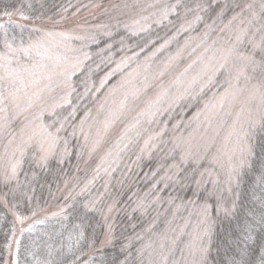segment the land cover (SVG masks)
Returning a JSON list of instances; mask_svg holds the SVG:
<instances>
[{
    "label": "rangeland",
    "instance_id": "rangeland-1",
    "mask_svg": "<svg viewBox=\"0 0 264 264\" xmlns=\"http://www.w3.org/2000/svg\"><path fill=\"white\" fill-rule=\"evenodd\" d=\"M180 1L87 0L72 17L54 19L47 2L18 0L10 17L0 14V30L13 23L15 32L0 33V205L13 224L2 264H16L36 222L63 212V201L22 187L21 170L28 159L42 168L65 158V137L50 124L60 109L73 111L72 79L97 53L93 42L114 29L139 32L171 18ZM198 2L204 11L187 7L180 16L186 35L177 45L142 56L134 49L128 57L120 45L101 77L102 98L74 123L84 165L79 179L65 181L73 190L67 200L101 185L90 205L108 219L121 197L106 208L100 199L117 169L146 186L136 200L150 215L140 233L148 264L208 263L217 218L236 207L253 134L264 120V0ZM143 161L150 165L141 171ZM157 172L158 188V180L141 184ZM188 187L191 196L174 194Z\"/></svg>",
    "mask_w": 264,
    "mask_h": 264
},
{
    "label": "trees",
    "instance_id": "trees-1",
    "mask_svg": "<svg viewBox=\"0 0 264 264\" xmlns=\"http://www.w3.org/2000/svg\"><path fill=\"white\" fill-rule=\"evenodd\" d=\"M17 1L0 0V14L12 10ZM43 1L47 2L45 6L53 9L54 19L72 17L73 12L87 2ZM179 3L177 13L171 14V18L154 23L139 32L114 29L109 34L99 35L93 42L92 47L97 53L90 54L81 71L72 79L75 88L71 97L73 111L65 107L60 109L55 114L56 120L50 124L53 129H57L59 135L65 137V158L42 168L33 159H28L21 170L22 187L31 184L36 193L43 190L41 196L47 199L50 195L51 199L47 201L51 203L63 201V212L57 217H43L27 231L19 244L16 264H148L139 255V250L142 244L140 233L150 221V215L143 216L140 213L143 209L138 207L136 200L146 190V186H134L129 182V173L117 169L113 173L114 178L109 180L112 184L104 192L100 204L106 208L113 198L121 197V201L116 203L117 212L114 217L106 219L105 210L90 205V197L99 195L101 185H90L87 189L78 190L67 200L66 196L71 195L73 190L67 189L69 182L65 181L78 175L84 165L81 138L73 134L76 133L74 123L91 105L93 107V103H98L102 98V92L106 88L99 85L101 77L110 67L112 58L116 57L120 45L124 44L126 57L131 56L134 49L142 56L162 47L161 45L164 48L173 47L175 43L177 45L186 35L179 27L180 16L185 15L186 8L192 7L195 12H200L199 9L204 11L198 0H183ZM84 7L81 8L82 11ZM0 33L15 35L14 24L8 23ZM66 116L69 117L67 123L64 120ZM252 151L251 163L243 172L237 188L235 209L230 215H220L217 218L207 264H264V120L254 131ZM149 165V161H143L141 171ZM182 174L184 175V171ZM160 175L157 172L149 180L143 179L140 182L145 185L150 180H158L159 183L154 186L156 189L162 180L159 179ZM186 184L192 186L191 182ZM174 194L179 198L183 196V199L192 195L190 188H175ZM65 201L68 206L64 205ZM1 208L0 205V264L5 254L6 242L13 232L12 220ZM108 231L109 244L99 247Z\"/></svg>",
    "mask_w": 264,
    "mask_h": 264
},
{
    "label": "snow or ice",
    "instance_id": "snow-or-ice-1",
    "mask_svg": "<svg viewBox=\"0 0 264 264\" xmlns=\"http://www.w3.org/2000/svg\"><path fill=\"white\" fill-rule=\"evenodd\" d=\"M3 15H5V16H11L12 15V13L11 12H7V11H5L4 13H3ZM0 27H2V25H0ZM8 47H11L10 45H8ZM18 219H21L20 217H17Z\"/></svg>",
    "mask_w": 264,
    "mask_h": 264
}]
</instances>
